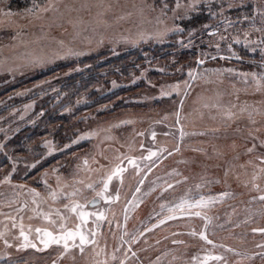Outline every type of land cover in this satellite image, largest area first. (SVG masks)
<instances>
[{"label":"rangeland","instance_id":"rangeland-1","mask_svg":"<svg viewBox=\"0 0 264 264\" xmlns=\"http://www.w3.org/2000/svg\"><path fill=\"white\" fill-rule=\"evenodd\" d=\"M14 1L0 0V264H264V0H47L34 14ZM87 55L85 77L108 63L86 92L65 88L79 74L64 68L12 95ZM81 210L105 219L83 224ZM78 225L95 240L83 253L41 243Z\"/></svg>","mask_w":264,"mask_h":264},{"label":"snow or ice","instance_id":"snow-or-ice-1","mask_svg":"<svg viewBox=\"0 0 264 264\" xmlns=\"http://www.w3.org/2000/svg\"><path fill=\"white\" fill-rule=\"evenodd\" d=\"M177 7H180V4L179 2H177ZM37 10H40V5L38 3L35 2V0H33V6L31 9H28L29 12L31 13H35V11ZM49 9L48 8H44L43 11H48ZM6 15H8L6 13ZM262 16H264V13H261ZM247 19V18H245ZM205 27H207V25H205ZM179 30V29H178ZM256 31H264V29H256ZM210 35H215V33H210ZM247 35V33L245 34ZM221 39H223V37H221ZM236 43H240V41L237 39L235 41ZM261 43H264V41H262ZM217 47H219V45H217ZM264 51V50H262ZM200 63H203V61H199ZM227 71L231 72L232 70L231 69H228ZM189 76H192L193 73L192 72H189L188 73ZM253 76H255V74H252ZM194 78V77H193ZM261 79H264V77H261ZM187 83V82H185ZM176 87H179V85H177ZM155 137V133H153V138ZM81 139H87V137H81ZM78 141H73V143H77ZM249 151H251V149H249ZM153 156H156V153L155 152H150L149 155L147 157H145V159H151ZM127 159V162L129 165H132L133 167H137L138 168V165L136 164V161L131 159V158H126ZM85 164H87V160H85L84 162ZM32 167H35V165H32ZM126 171V168L124 167H121L120 165H117L115 169H113V171L111 172L110 175L107 176V179L103 181V188L100 192H97V196L103 198L105 200L106 203H111L115 200H119V194L117 193L116 196H105V193L108 191L109 189V184L110 182L112 181V179L114 177H117V178H120L121 179V183L123 182V178H122V173ZM9 181V177H5V182H8ZM88 188H93V185L89 184L87 186ZM169 188L172 187V185H168ZM33 192H35V190L33 189L32 190ZM136 191H140L139 188L136 189ZM76 193H72L71 195H75ZM35 195L39 196V193H35ZM223 195H228L227 193H224L222 194ZM52 197L53 199H55L57 197V193L53 192L52 193ZM260 200L264 201V195L260 196L259 197ZM35 202V201H34ZM94 204V201H89L88 202V205H93ZM205 202L203 201V198H201L200 201H198L195 205L193 204H189L188 207L191 208V207H200L202 205H204ZM88 205H81L79 203H73L72 207L70 208V211L73 212V213H76L77 212V209H83L84 207H87ZM65 207L67 208L68 205H65ZM163 207V206H162ZM177 208H180L182 209L184 207V202H182L181 204L177 205L176 206ZM170 212L174 211V209H169ZM196 216H199L200 213L199 212H196L194 213ZM79 218L81 220V222L83 224H87L88 222V217L89 216H95L97 220H104L105 219V216L103 213H88V212H85L83 210H81L79 213ZM177 217L176 216H168L166 219H176ZM166 221L165 220H161L160 221V224H163L165 223ZM54 223V222H53ZM159 225H154V227H158ZM13 227H15V225H13ZM80 226L78 225L77 226V230L76 231H72V230H69L67 231L66 233L60 235V236H54L52 232L50 231H47V230H44L42 235L43 237H45L46 239H41V243L44 245L45 248H47L50 244H61V242H63V247L64 249L67 251L68 248H69V244H68V241L69 240H72L74 243H73V246L75 247H78L79 248V251L81 253H83L85 251V246L89 245V244H94L95 243V240L94 239H89L88 235H86L84 232L80 231L79 230ZM149 231H151V229H148ZM38 234H40L42 232L41 229L37 228L35 230ZM254 232H261V233H264V229H253ZM190 235H197V233L195 231L189 233ZM2 235V234H0ZM20 235L23 237V240H24V243L21 245V247L23 248H27V247H32V248H35L36 247V244L32 243L28 236L25 235L23 229H21V232H20ZM96 234L93 232L92 233V236L94 237ZM199 237L200 239L204 240L207 244H213V241L212 240H209L207 235L205 234V232H200L199 234ZM79 238V244H75V240L76 238ZM5 243L7 244V241H5ZM173 243H183V241H173ZM11 246V245H9ZM257 247H264V245H258ZM228 251H232L231 249H228ZM132 255H135V253L133 252ZM113 259H115V257H113ZM193 259H196L195 257ZM216 260V261H221L224 259L223 256H208V257H205V264H206V261L207 260ZM121 264H123V261H121Z\"/></svg>","mask_w":264,"mask_h":264},{"label":"trees","instance_id":"trees-1","mask_svg":"<svg viewBox=\"0 0 264 264\" xmlns=\"http://www.w3.org/2000/svg\"><path fill=\"white\" fill-rule=\"evenodd\" d=\"M46 1L47 0H35V2L38 3L40 6L44 5V3ZM12 6L14 7V9H21L22 12L23 11L24 12H29L28 9H31L32 6H33V0H16V1L13 2ZM230 11H232V10H230ZM199 12H201V10H199ZM195 16L190 17L189 20H186L185 23H189L190 24V22L195 18ZM200 22L201 21L199 20V17L197 19L193 20L191 22V23H193V26H191V28L198 27L199 25L198 26H195V25L197 23L200 24ZM184 24H183V26L181 28V31H179L178 33H175V34L173 33V34L169 35L167 37V39H166V42H168L169 40H172V39H178V37H180V36H184L186 34V26H184ZM198 28L200 29L201 27H198ZM194 31H196V30H194ZM194 31H192V32H194ZM187 33H189V31ZM171 43H173V42H171ZM149 44H152V43H149ZM169 45L170 44L167 43L165 46L169 47ZM154 46H155V44H154ZM155 47H157V45ZM131 51L125 52L124 53L125 55L123 57H118V59L119 60H125V58H127V56L136 53L135 50H133L132 52ZM78 60H79L78 62L76 60L75 62L67 63V64H64V65H60L58 67H52V68H49L46 71H42L40 73H37L30 80H26V81L21 82L22 83V88L19 87L17 90H12V95H14V94H16V95H20V94L24 95L25 93L26 94H30L29 92L34 91V89L37 87V85H40L41 83L46 82L47 80H49L50 77L55 76V74H57V72L60 69L63 70L64 68H68V69H70L69 71H72V74H70V78L74 74H79L78 75L79 78H75V77L71 78L70 79L71 83L67 84L65 86V88H69L68 90H70L71 87L72 88H74L73 86L76 87V85L78 83L79 84L78 88L80 90L79 92H86V89H88L89 86L92 85V83H96V81L102 76V74L105 71L104 69H105L108 61L105 62V60L104 59L102 60L101 57H100V59L95 58V63L92 64L93 65V68H92L93 70H92L91 76L85 77L86 74H85V71L83 70V66L86 64L87 61H89L88 60V55L87 56H83V57L79 58ZM93 73H94V75H93ZM87 92H89V91H87ZM91 96H93V92H91ZM103 99H105V98H103ZM96 101H98V100H95V103H97Z\"/></svg>","mask_w":264,"mask_h":264},{"label":"water","instance_id":"water-1","mask_svg":"<svg viewBox=\"0 0 264 264\" xmlns=\"http://www.w3.org/2000/svg\"><path fill=\"white\" fill-rule=\"evenodd\" d=\"M91 201H94V204H93V205H89L90 207H94V206L98 205V204H99V202H100V200H99V199H97V198H95V199H92Z\"/></svg>","mask_w":264,"mask_h":264}]
</instances>
